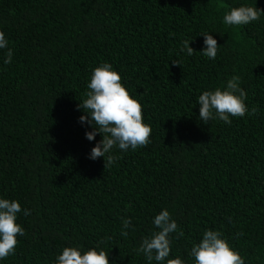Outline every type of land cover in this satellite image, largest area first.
<instances>
[{
  "label": "trees",
  "instance_id": "trees-1",
  "mask_svg": "<svg viewBox=\"0 0 264 264\" xmlns=\"http://www.w3.org/2000/svg\"><path fill=\"white\" fill-rule=\"evenodd\" d=\"M241 4L264 11V0H0L12 51L5 63L0 49V196L31 211L0 264H51L69 245H99L109 264H147L136 248L165 208L178 224L169 258L193 264V243L215 229L244 264H264V15L225 26ZM204 33L220 46L215 60L201 53ZM191 39L188 57L180 48ZM103 62L152 129L148 145L116 149L106 165L88 158L102 135L85 138L78 108ZM234 75L245 116L199 121L198 96Z\"/></svg>",
  "mask_w": 264,
  "mask_h": 264
},
{
  "label": "clouds",
  "instance_id": "clouds-1",
  "mask_svg": "<svg viewBox=\"0 0 264 264\" xmlns=\"http://www.w3.org/2000/svg\"><path fill=\"white\" fill-rule=\"evenodd\" d=\"M264 11L256 6L241 4L231 7L222 18L225 26L239 27L258 21ZM204 37L203 56L215 60L220 46L211 33L201 34ZM191 40L181 43L180 51L191 57L195 51L190 47ZM9 40L0 31V49H8L5 63H11L12 51L8 48ZM173 64L178 62L173 61ZM121 75L114 70L109 62H103L95 67L87 83L85 97L78 108L85 115L79 120L82 125L87 124L91 131L85 132V138L92 142L96 135L102 139L96 142L90 150L88 158L95 161L103 158L106 165L112 164L118 158L113 155L114 150L128 152L148 145L151 126L144 123L142 105L133 97L121 82ZM246 92L240 87V77L232 76L226 86L214 90H205L197 98L199 105L198 120L208 124L211 120L231 123L230 117H244L248 112L245 103ZM27 216L31 211L22 208L16 199L0 196V261L15 254L18 237L25 235V229L17 222L19 215ZM155 230L144 236L139 242L136 252L142 254L147 264H185L180 257L169 258L171 252L170 234L178 232V224L172 218L167 208L159 211L151 221ZM124 229L131 226V219L123 220ZM182 235V232L179 233ZM127 235V231L122 232ZM193 264H244V259L224 238L223 233L215 229H207L202 233L198 243H193L190 251ZM51 264H109L108 253L97 245L84 249L80 246H65L51 261Z\"/></svg>",
  "mask_w": 264,
  "mask_h": 264
}]
</instances>
